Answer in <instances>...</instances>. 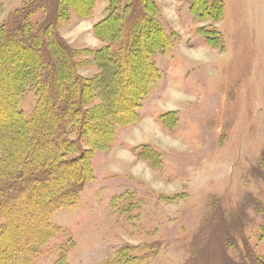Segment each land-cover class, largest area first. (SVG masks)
I'll list each match as a JSON object with an SVG mask.
<instances>
[{
    "label": "rangeland",
    "instance_id": "374dc122",
    "mask_svg": "<svg viewBox=\"0 0 264 264\" xmlns=\"http://www.w3.org/2000/svg\"><path fill=\"white\" fill-rule=\"evenodd\" d=\"M29 1L0 0V27ZM155 1L171 45L152 52L167 38L155 30L136 40L139 28L131 24L122 40L128 64L122 69L112 65V73L100 80L91 51L106 43L95 37L93 27L106 16L109 0H98L88 19L73 9L70 19L60 22L62 38L81 52L82 136L76 120L64 126L69 112L50 119L44 115L32 129L25 124L27 132L19 131L24 121H32L38 96L29 90L17 100L11 92L20 84V70L0 75V96L11 99L0 103V135L12 140L14 151L24 149L25 134L33 141L65 120L68 139L78 141L83 168L92 175L79 202L53 214L61 230L38 246L31 264H112L116 259L128 264H221L237 263L246 253L264 261V0H220L221 9L217 0L212 11L202 7L203 0H196L201 7L193 9L190 0ZM43 16L39 12L34 20ZM150 49L160 79L141 100L140 118L126 125L108 122L102 116L111 105L121 117L130 111L129 98L147 76L140 60ZM15 55V50L5 52L7 67L16 65L10 63ZM20 57L42 77L44 67L33 54ZM57 75L46 91L49 115L58 100L79 94L67 66ZM13 99L20 111L16 117L11 114ZM97 132L102 143L90 140H100ZM50 144H33L28 173L42 167ZM3 148L0 158L9 153ZM76 150L69 157L78 156ZM145 155L149 162L142 159ZM5 170L2 178L12 179L13 168ZM51 174L62 179L60 171ZM34 186L11 198L0 196L9 208L7 226L0 216V264H8L17 250L38 244L48 230L42 204L58 187Z\"/></svg>",
    "mask_w": 264,
    "mask_h": 264
},
{
    "label": "trees",
    "instance_id": "16d2710c",
    "mask_svg": "<svg viewBox=\"0 0 264 264\" xmlns=\"http://www.w3.org/2000/svg\"><path fill=\"white\" fill-rule=\"evenodd\" d=\"M97 1L98 0H30L21 9L16 10L12 14L10 23L7 26L4 25L0 27V67L2 66V70L0 69V75H8L9 72L20 70L21 72H17L19 73L17 74L18 77H21L20 84H17L11 92L13 94L16 92L17 100L20 98L19 93L21 95L23 92L29 90L35 91L38 96V104L34 111L35 114L32 121H24V126L23 128H19V131L22 129V132L24 130L27 132V126H30L32 129L35 124L37 125L43 120L42 116L44 115L45 118L50 119L52 114L62 115L67 112L70 113L68 115L70 116V119L67 121L61 120L57 123L56 126L53 127L54 129L52 133L44 131V133L46 132L45 136L39 137L38 139L34 137L33 141L32 139L28 141V135L25 134L27 142H24V145H26L21 151H14L12 140L9 141L10 139L4 138V136L2 137L0 135V149L4 146L9 152L6 153L5 151V156L0 158V196L5 195L11 198L13 196L12 193L14 194L18 190H21L20 192H22L23 190H26V188L35 189L36 186H34V184H36V182L43 183L48 187L50 186V188H53V185L55 184L57 185L56 187H58L56 191L54 190L55 192H52V195L45 198L46 201L42 204L45 209V219L47 220V232L45 231L43 233L38 244H34L29 249H23L21 251L17 250L16 253L10 254V261L8 264L32 263L33 259L37 255L38 246L51 236L52 233L61 230V227L53 223V214L59 210L74 207L80 200V196L84 188V182L88 181L89 177L92 176L89 170H85L83 168L82 158L84 156V152L80 150L81 148L78 146V141H69L67 136L69 133L68 129L64 128L66 123H71L76 120L77 122L73 125L76 127L75 129L78 128L79 134H82V126L85 122L83 117L85 112L81 109V106H83L82 92L84 85L77 71L80 64L78 60L80 55L79 53L81 52L76 51L68 45V43L60 35L59 27L60 22L70 19L71 11L73 9L77 11L78 16L81 19L90 18L94 13ZM203 1L204 6L202 7L205 9H208L209 7V11H212L214 3L217 2V0ZM197 2L198 1L196 0H190L192 9L195 7H201V5L199 6ZM219 3V8H223L224 5L220 0L218 4ZM159 11L160 9L155 0H109L106 16L101 21L97 22L93 27L95 37L106 43L105 46L95 51H91L94 62L100 68V75L98 76L100 77L99 80L102 77H108V75L112 73V65H114L113 67L122 69L124 68V64H128V54L124 56L122 53V40H124V34L127 33V28H129L131 24H135L137 28H139V31L134 33L136 40L140 39L143 33H149L150 31L155 30L156 32L162 33L164 39L167 38L162 41L161 44L163 45L152 47V52L154 49L162 50L166 45H171V42L169 41L170 37L166 34V31L163 29L159 20ZM39 12H42L44 16L36 22L34 18H36V15ZM202 12H204V10L199 11L200 14H202ZM131 48H129V52L132 51ZM9 49L12 51L15 50L16 53H19V55H15L16 58H14V60H10V63L16 62V65L7 67L9 62L7 63L4 54ZM152 52L150 49L148 54L149 56L145 58L142 57L140 60V63L143 65L145 64L144 70H142V75L146 73L147 76L142 77L145 78L144 84L140 86V88L136 85V91L133 96L129 98L130 111L124 113L121 117L115 113L112 107L113 105H111V108L109 107L107 109L108 112L102 116H107L108 122H116L121 125H126L140 118L138 108L140 107L141 100L150 91L151 86L160 79V71L152 59ZM32 54L40 62V65L44 67L41 72L42 77L40 78L38 72H34L35 66L32 63L24 64L20 62V56L25 55L30 57ZM61 66H67L70 73L73 74L72 77H75L73 82L79 88V94L77 96V94L73 93L71 97H68L63 101L58 100L57 105L53 108V112L49 115L48 112L50 113V109L48 108L49 103L47 104V101H49L50 98L46 96V91L50 85L51 77H58L57 72L60 70ZM2 81L4 82L3 78L0 77V84L3 83ZM123 93H125V89L119 93V97ZM74 95L78 98L76 102ZM7 98L8 97L5 94H2L0 96V103H3L1 100H9L11 102V99ZM16 99H13L11 103L14 107L13 113L11 114L15 115V117L20 115ZM71 103L72 106L70 105ZM76 104H78V106L80 105V107L76 106ZM1 112L2 111H0V114ZM109 112L111 113L108 114ZM64 121L65 124L63 126ZM14 124L15 123L13 122L10 125V127H12L11 129L15 127L13 126ZM97 133L96 134L100 136V140L92 137H90V140L95 143L97 141H101L99 143H102V135L99 134L100 132ZM34 143L36 145H48V143H51V147L48 148V151L45 149V152L47 151V157L44 159L42 167H37L36 170L28 173L27 169L28 167H31L29 162L34 157V153L36 151L33 146ZM20 144L22 143L18 142L19 146ZM75 150L78 151L79 155L69 157V155ZM39 153L40 151L37 152L40 156ZM29 154L32 156L30 160L27 158ZM60 157L62 159L58 160ZM142 159L148 162L151 160L146 155ZM5 166L11 169L13 168L12 174L14 177L12 179H9V177L5 179L2 178L7 174ZM57 171L64 174V176L60 174L62 178L60 181H57V178H51V173ZM51 191L53 190L51 189ZM7 205L8 203L6 199H0V216L5 222L4 227L8 224L5 212V210L7 211L9 209ZM4 231L5 228L3 232ZM230 243L231 242L225 240L223 242L226 246H229ZM128 263L129 262L124 263L121 259H116V261L112 264ZM221 264H264V261L257 255L252 256L251 254L246 253L237 263L225 261L221 262Z\"/></svg>",
    "mask_w": 264,
    "mask_h": 264
}]
</instances>
